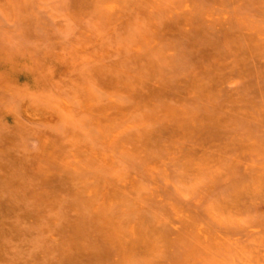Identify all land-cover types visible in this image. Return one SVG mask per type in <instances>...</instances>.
<instances>
[{
	"label": "rangeland",
	"instance_id": "1",
	"mask_svg": "<svg viewBox=\"0 0 264 264\" xmlns=\"http://www.w3.org/2000/svg\"><path fill=\"white\" fill-rule=\"evenodd\" d=\"M0 264H264V0H0Z\"/></svg>",
	"mask_w": 264,
	"mask_h": 264
}]
</instances>
